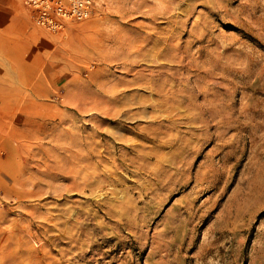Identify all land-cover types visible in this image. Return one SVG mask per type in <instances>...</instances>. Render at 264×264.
Returning a JSON list of instances; mask_svg holds the SVG:
<instances>
[{
	"label": "rangeland",
	"instance_id": "374dc122",
	"mask_svg": "<svg viewBox=\"0 0 264 264\" xmlns=\"http://www.w3.org/2000/svg\"><path fill=\"white\" fill-rule=\"evenodd\" d=\"M93 1L0 57V264H264V0Z\"/></svg>",
	"mask_w": 264,
	"mask_h": 264
},
{
	"label": "built area",
	"instance_id": "2783aa9c",
	"mask_svg": "<svg viewBox=\"0 0 264 264\" xmlns=\"http://www.w3.org/2000/svg\"><path fill=\"white\" fill-rule=\"evenodd\" d=\"M34 20L49 32L62 31L70 22L83 21L94 10L93 0H24Z\"/></svg>",
	"mask_w": 264,
	"mask_h": 264
},
{
	"label": "crops",
	"instance_id": "0c3cea01",
	"mask_svg": "<svg viewBox=\"0 0 264 264\" xmlns=\"http://www.w3.org/2000/svg\"><path fill=\"white\" fill-rule=\"evenodd\" d=\"M21 0H0V57L5 58L6 49L21 42Z\"/></svg>",
	"mask_w": 264,
	"mask_h": 264
}]
</instances>
